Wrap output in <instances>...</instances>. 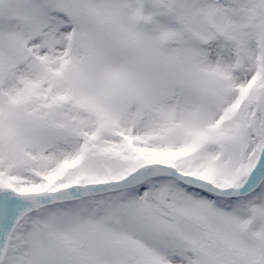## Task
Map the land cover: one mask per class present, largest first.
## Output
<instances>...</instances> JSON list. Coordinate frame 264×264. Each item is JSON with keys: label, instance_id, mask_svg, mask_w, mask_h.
<instances>
[{"label": "snow or ice", "instance_id": "obj_1", "mask_svg": "<svg viewBox=\"0 0 264 264\" xmlns=\"http://www.w3.org/2000/svg\"><path fill=\"white\" fill-rule=\"evenodd\" d=\"M0 264H264V0H0Z\"/></svg>", "mask_w": 264, "mask_h": 264}]
</instances>
